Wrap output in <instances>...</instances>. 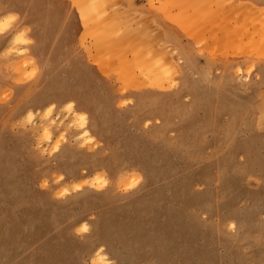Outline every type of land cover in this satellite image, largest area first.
I'll use <instances>...</instances> for the list:
<instances>
[{
	"label": "rangeland",
	"instance_id": "rangeland-1",
	"mask_svg": "<svg viewBox=\"0 0 264 264\" xmlns=\"http://www.w3.org/2000/svg\"><path fill=\"white\" fill-rule=\"evenodd\" d=\"M79 1L0 0V264H264V0Z\"/></svg>",
	"mask_w": 264,
	"mask_h": 264
},
{
	"label": "bare ground",
	"instance_id": "bare-ground-1",
	"mask_svg": "<svg viewBox=\"0 0 264 264\" xmlns=\"http://www.w3.org/2000/svg\"><path fill=\"white\" fill-rule=\"evenodd\" d=\"M81 1V0H80ZM79 1V2H80ZM85 1V2H84ZM89 1V0H88ZM88 1H86V0H82V2H84V3H81L82 5H84V6H82V5H80L79 3V5L81 6V12H82V15H83V17H84V20L86 21V23L85 24H87V25H89L90 23L89 22H93L94 24H95V22H97L96 20H97V18H99V14L101 13V11H99V6H98V4H94L95 6L93 7V6H87V3L86 2H88ZM86 3V4H85ZM89 3V2H88ZM89 5V4H88ZM98 8V9H97ZM99 11V13H97ZM101 15H102V13H101ZM99 19H101V16H100V18ZM95 21V22H94ZM99 21V20H98ZM99 23V22H98ZM97 23V24H98ZM93 27L92 28H94V27H96V25L94 26V25H92ZM98 26H100V25H98ZM91 28V30H93ZM95 29H97V28H95ZM111 29H113V28H110V30ZM90 30V31H91ZM113 31V30H112ZM114 31H116L115 29H114ZM92 32V31H91ZM94 33V32H93ZM113 33H116V32H113ZM20 39L22 40V37H20ZM152 54H148V55H139L140 57H142V56H151ZM138 56V57H139ZM140 57H139V59H140ZM144 57L142 58V59H144ZM156 58V57H155ZM141 59V60H142ZM146 60V59H145ZM147 61V60H146ZM150 61H152V59L150 58V60L148 61V62H150ZM153 62V61H152ZM152 62H150V63H148V65H149V67H147L146 68V70L148 71V72H150L149 74L150 75H152V76H154V78L155 79H158V80H160L161 79V75L162 74H164V71H165V66H163L161 63H159L157 60H154V63L152 64ZM146 64V63H145ZM152 64V65H151ZM145 66H147V64L145 65ZM143 67V63H142V66H141V68ZM142 70H144V69H142ZM146 70H145V73H146ZM125 73H128V72H125ZM130 75V74H129ZM124 80H127V81H129V82H132V80L133 79H131L130 77H128V76H125V79ZM54 108H55V105L53 104V103H51V104H49L48 106H46L45 107V114H44V116L45 117H47L53 110H54ZM66 109L67 110H69V111H73L74 112V105H73V103H69V104H67V106H66ZM31 112H32V110H30ZM82 117H80L81 118V120H82V125H83V127H82V133H83V135H85V136H88V137H90L91 136V134H90V131L87 129V125L85 124V122L87 121V118L82 114L81 115ZM84 116V117H83ZM47 128V127H46ZM50 128V127H49ZM48 130V129H47ZM50 131H46V138H49L50 137ZM58 146H59V144H57V146H56V150L58 149ZM60 193V192H59ZM58 193V194H59ZM85 225V224H84ZM87 225H85L84 227H86ZM91 259H93V258H91ZM109 260L108 259H106L105 258V253L103 252V250L102 249H98L97 251H96V253H95V255H94V261H93V263H105V264H107V262H108Z\"/></svg>",
	"mask_w": 264,
	"mask_h": 264
},
{
	"label": "clouds",
	"instance_id": "clouds-1",
	"mask_svg": "<svg viewBox=\"0 0 264 264\" xmlns=\"http://www.w3.org/2000/svg\"><path fill=\"white\" fill-rule=\"evenodd\" d=\"M19 19L18 14H8L7 16L0 18V34H2L9 26L12 22L17 21ZM24 32L20 33V36H23ZM20 36H17L16 39L17 41H19ZM24 43H30V41H23ZM25 120H27L29 123L32 122V120L34 119V114L33 112L29 111L26 116L24 117ZM60 179H63V177H61ZM76 188H78L79 186H75ZM67 189H64L63 192L60 193V197H63L66 193H67ZM236 225L235 222H230L229 223V229L231 231H235ZM88 229L86 227L84 228H80L77 231H87Z\"/></svg>",
	"mask_w": 264,
	"mask_h": 264
}]
</instances>
